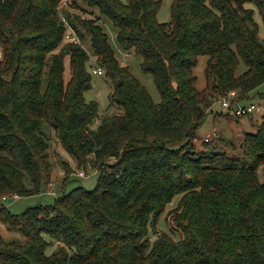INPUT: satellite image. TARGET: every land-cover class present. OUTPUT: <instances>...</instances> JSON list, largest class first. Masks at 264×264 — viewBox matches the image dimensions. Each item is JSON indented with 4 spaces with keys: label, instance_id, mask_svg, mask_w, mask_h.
Wrapping results in <instances>:
<instances>
[{
    "label": "trees",
    "instance_id": "trees-1",
    "mask_svg": "<svg viewBox=\"0 0 264 264\" xmlns=\"http://www.w3.org/2000/svg\"><path fill=\"white\" fill-rule=\"evenodd\" d=\"M62 1L0 0V200L47 189L45 127L79 165L98 171L96 185L65 184L53 204L20 214L1 205L0 225L24 239L0 235V264H264V117L235 156L194 143L207 111L230 91L234 115L264 98L256 91L264 37L254 19L256 10L264 26V0H173L167 23L156 19L161 0H85L111 21L119 48L142 57L157 103L95 19L63 11L79 43L65 38ZM200 56L205 87L197 90ZM90 57L119 109L95 128L98 103L85 99ZM163 214L168 231L158 226Z\"/></svg>",
    "mask_w": 264,
    "mask_h": 264
},
{
    "label": "rangeland",
    "instance_id": "rangeland-1",
    "mask_svg": "<svg viewBox=\"0 0 264 264\" xmlns=\"http://www.w3.org/2000/svg\"><path fill=\"white\" fill-rule=\"evenodd\" d=\"M126 3L127 0H120ZM173 0H161V6L157 12L156 19L158 22H170V10ZM61 21L63 23L68 22L67 15L80 16L81 18H93L96 23L99 24L103 30L107 33L108 42L115 51V55L121 65L129 66L130 72L139 80V82L146 88L150 94L154 103L160 101L158 90L154 84L153 77L150 73H146L141 69L140 63L142 57L136 55L133 51H122L116 42V29L113 27L110 20L103 17L96 8L89 6L85 0H63L59 6ZM254 19L259 26V37H264V26L261 18L255 10ZM82 46L86 49L88 54L92 55L89 36H85L82 41ZM1 47V46H0ZM87 68L91 72L93 69L98 70L97 62L94 58H89ZM207 63V56H200L198 63L194 68V74L196 76L195 88L201 90L205 87V73L204 69ZM244 65H241L237 70V73L244 71ZM91 89L85 92V99L95 100L98 103L99 118H96L92 127L95 128L98 125L100 115L112 114L119 111L115 106L110 105L109 95L112 87L110 80L105 76L103 70L100 68V73L92 74ZM65 77L68 79V66H66ZM264 84L259 86L256 91H263ZM252 103L260 107V111L251 114L250 116H236L232 113H228V109L223 108L220 101H216L210 109L207 111L205 119L202 125L197 130V138L195 139V147L197 150H203L206 152H225L226 155L235 156L239 153V145L241 144L244 134L255 131V127L260 124L264 117V98L253 97ZM45 132L50 135V145L47 150V155L52 169L49 177V185L44 192L29 196H18L16 198H9L12 195L5 196L6 200H0V206L6 207L13 214H20L25 209L34 206H46L54 203L55 197L61 194L62 189L65 187V191L76 186H82L87 190H91L96 185L98 171L91 168L90 164L79 165L75 159L69 155L61 146L59 140L55 136L54 132L45 127ZM215 132V136H212L205 144L204 138L206 134ZM113 160H111L112 163ZM261 171V170H260ZM83 172L82 175H79ZM260 181H264L262 171L259 173ZM61 191V192H60ZM176 197L171 204L168 205L167 210L173 208L177 201ZM165 214L161 217L159 222V228L164 231H168L164 222ZM0 235L8 240L23 241V235L18 231H10L3 225H0ZM49 251L51 250L48 249Z\"/></svg>",
    "mask_w": 264,
    "mask_h": 264
},
{
    "label": "built area",
    "instance_id": "built-area-1",
    "mask_svg": "<svg viewBox=\"0 0 264 264\" xmlns=\"http://www.w3.org/2000/svg\"><path fill=\"white\" fill-rule=\"evenodd\" d=\"M62 21H64V19ZM64 25L68 29V31H67V33L65 35V38L69 39L70 41H72L75 44H78L79 43V39L76 36L75 32L71 29L70 25L67 24V23H64ZM2 56H3V52H2V48L0 47V59H2ZM92 73L93 74H96V73L99 74L100 73V68H98V70L93 69ZM235 97H236V92L235 91H230V93L228 94L227 97L221 98L222 107L226 108V109H229L230 108L231 99H234ZM259 111H260V107L255 105V104H249V105H246V106L237 105V108L235 110V114L239 116V115H243L245 113H256V112H259ZM212 136H215V134L214 133L206 134L204 140L208 141ZM82 174H83V172L79 173V175H82ZM16 197H17V195H13L12 197H9V198H16ZM2 199L6 200L8 198L3 197Z\"/></svg>",
    "mask_w": 264,
    "mask_h": 264
}]
</instances>
